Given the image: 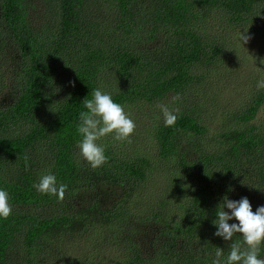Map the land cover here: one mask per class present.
Masks as SVG:
<instances>
[{
    "label": "trees",
    "instance_id": "1",
    "mask_svg": "<svg viewBox=\"0 0 264 264\" xmlns=\"http://www.w3.org/2000/svg\"><path fill=\"white\" fill-rule=\"evenodd\" d=\"M247 31L264 36V0H0V189L13 209L0 264H212L243 244L213 221L225 196L264 206V69L251 53L242 69ZM95 89L136 128L130 143L97 141L108 159L93 169L77 126ZM49 173L63 201L33 187Z\"/></svg>",
    "mask_w": 264,
    "mask_h": 264
},
{
    "label": "clouds",
    "instance_id": "2",
    "mask_svg": "<svg viewBox=\"0 0 264 264\" xmlns=\"http://www.w3.org/2000/svg\"><path fill=\"white\" fill-rule=\"evenodd\" d=\"M241 38L246 43L250 37L242 35ZM257 89H264V78L257 82ZM172 99L179 100V94ZM83 105L87 111H82L79 115L77 132L82 136V140L77 147L84 160L96 169L103 166L108 159L105 148L97 141L112 134L115 140L130 143L136 125L124 107L114 102L111 95L101 89H95L93 98L84 99ZM156 107L163 114L165 127L174 126L178 119L174 111L164 104H157ZM33 187L41 194H50L63 201L68 186L57 185L56 176L49 173L41 176ZM225 208L230 210V214ZM12 211L8 192L0 189V218L7 219ZM233 219L238 223L229 224L228 221ZM213 224L217 227L214 235L222 237L225 241H232L233 236L239 233L242 235L243 244L232 242L226 259H222L224 250L217 247L212 264H264V258H259L260 246L264 243V206L253 212L247 197L234 201L225 196L217 207Z\"/></svg>",
    "mask_w": 264,
    "mask_h": 264
},
{
    "label": "rangeland",
    "instance_id": "3",
    "mask_svg": "<svg viewBox=\"0 0 264 264\" xmlns=\"http://www.w3.org/2000/svg\"><path fill=\"white\" fill-rule=\"evenodd\" d=\"M244 36H248L250 38L246 43L244 42V44H242L244 49L240 54V59L246 62L242 69L250 71L249 65H251V61H253L254 57L255 64L262 62V67L264 69V36L260 35V33L250 35L249 31H247ZM249 53L253 54L254 57L245 56V54L247 55ZM243 70H241V72H243ZM254 71H256V69H254Z\"/></svg>",
    "mask_w": 264,
    "mask_h": 264
}]
</instances>
